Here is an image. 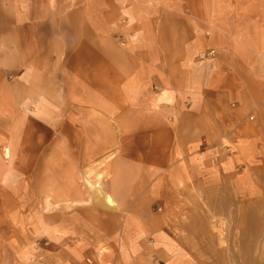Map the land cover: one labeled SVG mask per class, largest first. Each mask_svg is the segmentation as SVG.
<instances>
[{
    "label": "rangeland",
    "instance_id": "obj_1",
    "mask_svg": "<svg viewBox=\"0 0 264 264\" xmlns=\"http://www.w3.org/2000/svg\"><path fill=\"white\" fill-rule=\"evenodd\" d=\"M133 36L113 39L125 49ZM63 101L65 112L47 117L39 101L22 114V145L21 124L10 122L0 264H264V129L240 145V131L221 124L194 152L169 147L164 163L148 152L151 133L114 128L111 145L108 112Z\"/></svg>",
    "mask_w": 264,
    "mask_h": 264
},
{
    "label": "crops",
    "instance_id": "obj_2",
    "mask_svg": "<svg viewBox=\"0 0 264 264\" xmlns=\"http://www.w3.org/2000/svg\"><path fill=\"white\" fill-rule=\"evenodd\" d=\"M122 32L134 34L125 49ZM70 96L108 112L112 134L151 133L148 152L164 163L169 147L194 152L221 124L245 145L264 129V0H0V156L11 123L21 144L22 114L39 101L47 117L65 112Z\"/></svg>",
    "mask_w": 264,
    "mask_h": 264
},
{
    "label": "built area",
    "instance_id": "obj_3",
    "mask_svg": "<svg viewBox=\"0 0 264 264\" xmlns=\"http://www.w3.org/2000/svg\"><path fill=\"white\" fill-rule=\"evenodd\" d=\"M215 54H216V52H215L214 50H212V51H210V52L203 53V54L201 55V58H203V59L212 58V57L215 56Z\"/></svg>",
    "mask_w": 264,
    "mask_h": 264
}]
</instances>
